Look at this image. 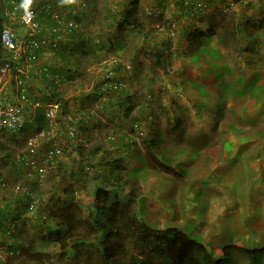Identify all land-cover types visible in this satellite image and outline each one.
<instances>
[{
  "label": "rangeland",
  "instance_id": "obj_1",
  "mask_svg": "<svg viewBox=\"0 0 264 264\" xmlns=\"http://www.w3.org/2000/svg\"><path fill=\"white\" fill-rule=\"evenodd\" d=\"M3 1L0 0V8ZM81 1L64 3L63 0H56L51 5L53 14L57 16L61 13H69L71 10L69 6H71L74 15L79 16L76 21L78 20L77 22L84 28L86 34L90 36L85 51L87 54L83 55L85 53L83 52L77 55L83 60L84 70L74 80H68L70 85L64 86L63 90L60 87L57 92L58 96L55 98L61 100H59L60 106L64 112H82L90 116L77 124L79 135L75 140L67 139L64 132L59 130L56 142L60 155L56 161L60 163V168L54 171H48L45 168L43 178L34 179L30 183L26 182L14 164L16 155L24 149L23 143H18L17 139L13 138H9L5 143L4 149L10 154L12 162L5 166L0 163V174L6 179L7 184H22L23 188H28L35 193V207L31 211L32 215L27 214L26 220L20 217V220L16 219L4 226L9 230L5 244H11L12 236H14L21 247H29L33 252L58 254L59 249L56 246L41 239V229L44 226L41 222L42 220L49 222L46 211L53 208V202L56 201L58 202L57 207L75 204L81 213L85 212L86 196L91 194L96 185L106 183L101 178L113 179L106 172L99 174L101 178L95 177L101 165L95 161L97 154L103 153L104 156L106 152L119 150L117 141L115 144H110L105 140V136L109 133L119 135L129 133L128 124L135 118H139L143 124L138 132L135 152L124 164L126 169L123 170L124 178L128 179L127 173L138 168L136 158L146 159L143 140L163 141L168 148L166 155L175 158V160H170L172 166H178L186 173L182 176L150 174L145 183L139 185L140 195L136 199V209H140L142 205V208L148 211L158 226L173 225L183 231H189V234L192 231L191 237L203 243L209 251H214L213 249L218 247H214L215 242L221 245L220 248L233 245L249 225V219L245 220L248 218L246 212H250L247 202L254 206L255 203L261 201L259 194L255 193L263 189L261 186L264 183V167H260L261 164L255 158L253 162L257 163L252 165L253 168L249 167L251 160L247 162L240 160V164L227 162V159H234L232 156L237 153H234L235 149L229 156L231 158L225 157L224 159L221 155L215 158L212 154L222 145L223 138L229 137L228 134L234 133L235 128L240 127L246 128L244 132L253 131L252 136L247 135L250 140H253V150L264 151V113H257L264 100V37L255 34L257 36L255 41L247 40L246 46L256 49L252 54L242 51L243 45L238 41L236 34L227 46L221 44L219 37L203 39V45L206 46L203 52L209 54L212 51L222 57L220 61H214L219 72L223 71L219 68V64H228L233 72L229 76H224L220 82L223 84L226 82L225 85L235 88L237 78L241 77V86H247L243 96L245 101L238 110L230 108L228 96L219 99L202 98L200 95L202 101H195V97L199 98L196 86L202 87L204 84H210L216 89L212 92L218 93L215 71L208 72L210 67L206 64V60L212 59L207 57V54L201 55L200 53V60L192 63L190 60L192 55L189 54L186 43H180L179 38L181 31L186 37L187 33L200 27V21L205 25L212 19L216 31H220V28L223 29L225 25L235 24L236 26L237 22L242 25L245 18L250 16L258 21L264 16V0H179L182 1L181 5L178 0H162L161 7H158L155 0H136L138 3L135 16L142 26L139 31L127 30L121 33L116 27L122 16L121 7L123 4L129 5L128 2L131 0H85L86 6L84 7ZM188 1H193L203 8L204 14L194 17L189 14L187 17L182 16L180 13L186 9ZM29 2L31 5L35 4L33 7L40 4L39 0H28ZM24 4L26 3L21 2V6ZM216 12L219 14L214 15ZM172 14H180L182 20L172 17ZM242 14L244 15L243 20L240 19ZM16 26L15 31L21 36L24 31L20 26ZM207 49L211 51L207 52ZM52 52L48 47L43 51V55H52ZM154 52H163L164 56L170 55L167 66L164 64L161 68L153 63ZM108 61H113L115 78L123 79L126 87L138 88L139 93L146 97L143 100L150 99L148 101L151 108L145 110L148 112L140 115L137 109L132 110L128 115L127 124L123 122L121 111H118L116 105L113 104L115 100L123 105V99H115L114 96L113 101L102 98L94 89L96 80L102 81V76L99 75L102 70L101 66ZM122 67L124 70H121ZM124 73L126 75H123ZM127 74L130 76L133 74L135 79L137 77L136 85L135 79L131 80ZM206 88L202 87V93L207 90ZM34 91L38 90L34 89ZM203 101L209 106L200 108ZM212 102L217 103L216 106H213ZM197 107L199 108L196 109ZM197 113L202 114L205 119H198ZM144 116L148 118L147 124L142 119ZM175 117L180 120L181 126L172 134H168V130L175 125ZM31 128L32 126L26 125L25 131ZM212 131H217L221 137H215V140L210 141L209 135ZM181 139L182 143H180ZM199 140L203 142H198ZM199 143L210 147H205V153L211 154V156L202 157L205 162L199 161L195 152L187 153L184 159L177 157L181 155V153L178 155L177 149H182L186 145L195 146ZM255 143H257L256 146ZM43 147L44 150L47 148L45 144ZM187 156H189V161H186ZM262 157L264 158V153ZM203 164L209 166L202 169ZM146 165L147 163L144 164L145 167ZM41 168L43 169L44 166L41 165ZM255 168L256 170H252ZM192 170H197L198 173L195 174ZM162 177L171 179L165 178L164 183ZM106 184V186L111 185ZM122 188L123 193H128L131 189L130 183L124 184ZM120 191L119 189L118 198L123 199L124 195ZM65 196H69V200H62ZM207 196L213 198L207 199ZM10 198L11 196L3 201L5 206L0 203L1 210L12 205L13 199ZM202 198H206L207 202H204ZM207 204L217 208L216 214L211 210L212 219L208 222L204 221L208 219L205 211ZM240 210L241 214H239ZM254 211L255 207H252L251 213ZM140 215L144 221L148 217L142 213ZM35 218L41 220L35 221ZM239 222H242L241 228L238 226ZM201 233H204L207 238L203 239ZM250 235L252 236L253 233ZM86 238H88L87 233ZM260 247L248 246L249 249ZM215 252L218 255V250ZM14 256L17 257L13 258L0 245V259H4L3 264H21L20 254ZM230 259L233 264H249L248 259L237 252L230 253ZM58 260L56 257L53 263L75 264L70 259L63 262Z\"/></svg>",
  "mask_w": 264,
  "mask_h": 264
},
{
  "label": "trees",
  "instance_id": "obj_2",
  "mask_svg": "<svg viewBox=\"0 0 264 264\" xmlns=\"http://www.w3.org/2000/svg\"><path fill=\"white\" fill-rule=\"evenodd\" d=\"M21 2L26 4L21 6ZM155 2L159 5L158 7H161L163 4L162 0H155ZM178 2L180 5L182 4V1L178 0ZM128 3L129 5H122V16L116 24L117 30L120 33L127 30L139 31L142 26L141 22L135 16L138 1L131 0ZM183 3L186 6L184 1ZM176 4L178 5V3ZM34 5V3L32 5L30 2L28 3V0L3 1V6L13 11L15 16L22 14V12L29 7L33 8ZM69 7L68 8L71 9L69 10V13L60 14L61 18L65 20L64 24L59 21H53L50 18V11L49 13H46L44 10L40 9L36 13L37 19L49 29V34H45V36L49 35L48 39L52 46H50V49L53 52L52 55H43L41 52L37 57L41 65L49 70V75L41 73H37L36 75L32 74L30 80L33 82V85L39 83L44 89L48 88L52 91L49 97L50 101L58 96L56 92L58 89L57 85H60L63 90V81L68 82V79L70 81L74 80L81 74L82 70H84L83 60L81 57H77V55L86 51L87 44L90 41V36H88L85 31L81 32L78 30L80 31L78 32L75 26L69 28L66 26V23L69 20L72 19L76 21V19H79V16L77 17L76 14L74 15L72 12L73 8L71 6ZM180 14L187 17L191 12L189 10L188 15L187 10L184 9ZM180 14H172L171 16L182 20ZM216 14L219 13L216 12L214 15ZM243 18L244 15L242 14L240 19L243 20ZM4 24H9L14 29L17 27L11 23V20L9 21L7 17L1 16L0 29ZM200 24V27L194 28L191 32L187 33L186 37L185 35H182L183 31L180 32L181 35L179 42L186 43L187 49H189V54L192 55L190 59L192 63L199 61V56L207 54L203 52L205 51L204 48H206V46L203 45L204 38L219 37L221 44L227 46L230 43V39L236 34L238 41L243 45L241 48L242 51H247L249 54H252L255 53L256 49L248 48L246 46L247 40L255 41L257 39L255 34L263 35L264 37V16L258 21H256L253 16L246 17L244 24L241 25L237 22L236 26L235 24L225 25L222 27L223 29L220 28V31H216V26L213 24L212 19H210L205 25L202 21H200ZM203 26L205 27L204 29L202 28ZM54 28L59 29L57 34L52 32ZM64 32H67L68 34L64 35ZM208 49L207 52L209 51ZM162 53L163 52H154L152 60L154 64L161 68L168 58H170V55L164 56ZM86 54L87 52L83 55ZM207 57L212 59L206 60V64L210 67L208 72H211L212 70L215 71V79L217 80L220 92L214 93L210 87H205L207 90L202 93V87L196 86L199 98L195 97V101H202L203 97L222 99L228 96L230 100V108L234 110L241 109V106L245 101V98L243 97L244 91L247 87L241 86L242 78H237L235 88L233 86L225 85L226 82L225 84H223V82L221 83L220 81L224 79V76L226 77L233 73L232 70L229 68L228 64H219V68L223 69L222 72H219L215 62L220 61L222 57L217 53L209 52ZM116 65H118V63H116ZM107 67L109 66H103V70L99 72V75L102 76V81L96 80L94 89L98 92V96L102 98L111 101H113V96L115 99H123V105L118 101H113V104L116 105L118 111H121V114H123V122L128 120V115L132 110L137 109L138 113L142 114V112L151 108L148 101L150 99L143 100V98L146 97L139 93L138 88L125 87L126 85L122 88H117L115 86L116 81L111 77L107 78L106 76L107 70H109ZM114 67L115 66L112 68ZM123 75H126V73ZM127 77L131 80L132 78L133 80L135 79L133 74L131 76L127 74ZM136 79L135 85L137 81ZM212 104L213 106H216L217 103L212 102ZM208 106L209 104L203 101L200 108H206ZM198 108L199 107L196 109ZM257 113H264V100L263 104L257 110ZM197 117H200L199 113H197ZM174 119L175 125L168 130V134H172L181 126L180 120L177 117ZM144 122L145 124L148 123L146 119H144ZM125 124H127V122ZM132 124H134V127ZM142 124V120L135 118V120L130 121L128 124L130 132L128 134H120L118 135V138H116V141L119 144L118 147L128 152L126 154L127 160L130 159V154L135 148L133 137L136 138L138 136ZM22 132L23 130L19 131L17 134H21ZM13 134L14 133H10V135ZM21 138L22 143H25L26 138L24 136H21ZM128 139L132 140L133 143H129ZM156 140L157 141L143 140L146 159L139 158L137 165L139 170L136 172H130L128 174L129 178L123 181V185L130 183L131 189L128 193H123V188H121L123 186L120 185L122 180L119 181V179L122 178L121 170H123L124 167L121 160H119L116 164L117 167H113V170L116 169L113 181L109 179V181L112 182V186L103 187L96 185L92 189L91 194L85 198L87 205L85 212L81 213L78 206L75 204H65L62 205V207H57L58 202H53V208L46 211L49 222L47 223L43 220L41 222L42 225L44 224L41 229V239L50 242L59 249L58 254H56L57 256L47 252H33L29 247H21V244H18L14 236H12L13 242L11 244H5V240H7L8 237L4 234L6 232V227L4 228V226L14 222L16 219L20 220V217L26 220V216L32 215L31 211L33 209H29V205L23 203L26 198L21 193L17 195L12 194V205L6 206L2 210L0 209V232L2 231V233H0V245L7 251V253L11 254L13 258L17 257L14 255L20 254L21 264H54L53 261L56 257H58V261L63 262L66 259L71 260L68 256L72 257V260L77 264H233L230 259V253L232 252L244 255L248 259L249 264H262L264 261V246L249 249L240 248L235 245H228L222 248V254L219 257H215L211 251L206 249L203 243L191 237L181 228L171 226L158 229L140 218L141 212L136 209V199L140 195L139 185L140 183H145L146 178L151 173L150 170H160L163 173L178 176H182L183 173H186L182 168L172 166L170 160H175V158L166 155L167 148L159 139ZM187 157L188 159H186V161H189V156ZM196 157L202 162L203 158L201 155H196ZM95 161L98 162V164H101L99 166L101 172H97V174H104L107 165H103L101 154H97ZM0 162H2L1 164L4 166L10 165L12 162L10 154L1 146ZM143 162L147 163L146 167ZM60 166L61 165L59 164L58 168H60ZM192 172L195 174L198 173L197 170H192ZM163 180L165 182V178ZM119 189L124 195L123 199L118 198ZM5 192L6 190L4 188L0 192V195ZM62 200L67 201L68 196H65ZM3 201L4 198L0 200V203L5 206ZM38 219L41 220L40 218H35V221ZM83 229L89 230L93 234V237L86 238ZM0 264H3L2 259H0Z\"/></svg>",
  "mask_w": 264,
  "mask_h": 264
},
{
  "label": "built area",
  "instance_id": "obj_3",
  "mask_svg": "<svg viewBox=\"0 0 264 264\" xmlns=\"http://www.w3.org/2000/svg\"><path fill=\"white\" fill-rule=\"evenodd\" d=\"M39 1L44 4L42 8L46 13L50 11V18L59 21L58 16L53 14L51 8V4L56 0ZM189 7L193 13H204V10L195 2H189ZM3 15L9 21L11 20L14 25L20 26L24 32L19 36L9 26H4L0 30V50L2 51L0 62V146L4 148L9 138H17V133L23 130L22 135L26 138L24 152L17 154L16 158L22 170L26 171L27 177H35L37 173V176L41 178L45 168H39L37 156L41 154L39 143L45 137V133L42 131L35 133L31 131L24 132L23 127L27 113L26 104H28L24 84L30 79L32 74H47L48 69L39 63L37 57L45 46L50 44L49 35L45 36V34H49V29L37 19V14L32 7L27 8L22 14L16 16L13 11L5 7ZM72 26L71 23L68 24V28ZM52 32L57 34L59 29L54 28ZM115 86L117 88L124 87L122 82H118ZM42 107L50 132L63 128L67 136L72 137L76 131L77 124L84 120L82 112H61L59 103L51 102L42 105ZM10 133L14 134L10 135ZM57 153V147L52 145L49 152L40 156L42 162L46 164V168H52L53 156ZM4 187L5 181L0 176V190ZM18 189L19 187L15 186V190Z\"/></svg>",
  "mask_w": 264,
  "mask_h": 264
},
{
  "label": "clouds",
  "instance_id": "obj_4",
  "mask_svg": "<svg viewBox=\"0 0 264 264\" xmlns=\"http://www.w3.org/2000/svg\"><path fill=\"white\" fill-rule=\"evenodd\" d=\"M40 2V1H39ZM63 2L64 3H75L76 2V0H63ZM191 2V1H190ZM193 2V1H192ZM81 3H82V5H83V7L84 6H86V2H85V0H82L81 1ZM2 6H3V4H1ZM44 4L42 3V2H40V4L37 6V7H33L32 9L37 13L40 9H42L43 10V8H42V6H43ZM52 5V4H51ZM90 5V4H89ZM187 6L188 7H186V10H187V12H188V14H189V10H190V12H191V16H199V15H203L204 13H202V14H197V13H193L192 11H191V9H190V7H189V1L187 2ZM4 6H3V8L1 7L0 8V17L1 16H3V17H5L4 15H3V10H4ZM203 9V8H202ZM204 10V9H203ZM58 18H59V21L60 22H62L63 24L65 23V20L64 19H62L61 18V15L59 14L58 15ZM53 21H55V22H57V20H55V19H52ZM69 23H71L73 26H75L76 27V30L78 31V30H80L81 32H83V31H85L84 30V28L82 27V26H80V23H78L77 21H74V20H69L67 23H66V26H68V24ZM4 26H9L10 28H13V27H11L9 24L7 25V24H4L2 27H4ZM1 27V28H2ZM14 29V28H13ZM1 30V29H0ZM15 30V29H14ZM80 31H78V32H80ZM68 33L67 32H65V34L64 35H67ZM63 35V36H64ZM59 38H61V37H59ZM62 40H63V38H62ZM50 46H51V44H48L47 45V48L45 47L43 50H42V54H43V51L44 50H47L48 49V47H49V50H51L50 49ZM52 47V46H51ZM0 53H1V56H0V62H1V58H2V51L0 50ZM78 55H80V54H78ZM166 56V55H165ZM78 57V56H77ZM81 57V56H80ZM40 63V62H39ZM167 63H168V61H166L164 64H165V66H167ZM41 64V63H40ZM109 66V67H107V68H109V70H107V73H106V76H107V78L108 77H111L114 81H116V83H118V82H122L123 83V85H126V82H124V80L123 79H117V78H115L114 77V71H113V69L115 68H112L114 65H113V61H108V62H106L105 64H103L101 67H103V66ZM163 67H164V65H163ZM162 67V68H163ZM102 70H103V68H102ZM121 70H124V68L122 67L121 68ZM47 75H49V70L47 71ZM69 80V79H68ZM36 82H37V80H36ZM35 82V83H36ZM39 82V81H38ZM41 82V81H40ZM33 82L29 79L25 84H24V87H25V91H26V96H27V101H28V104H26V106H27V110H26V122H25V124H24V132H27V131H25V126L26 125H29V126H32V128L31 129H29L28 131H31V132H38V131H42V132H44L45 133V137L43 138V140L39 143V151H40V153L41 154H39V156H37V159H38V165H39V168L40 169H42L41 168V165H43L44 166V168H46L45 166H46V164L45 163H43L42 162V160H41V155L43 154V153H47V152H49L50 151V149H51V146L52 145H55L56 147H57V150H58V153L56 154V155H54L53 156V164H52V168H46V170H48V171H54L55 169H58V165L60 164L59 162H57L56 161V158L57 157H59V155H60V151H59V148H58V143L56 142L57 140H56V138L58 137V135H59V130H62L63 132H64V134L66 135V137H67V139H73V140H75V139H77V137H78V135H79V131H77V128H76V131H75V133H74V135L72 136V137H69V136H67V134L65 133V131H64V129L63 128H58V129H56L55 131H52V132H50V129H49V127H48V123H47V120L45 119V117H44V110H43V107H42V105H44V104H47V103H59L60 104V99H53L52 101H50V93L52 92L50 89H48V88H45L44 89V87H42V85H40L39 83H37V84H35V85H33L32 84ZM115 83V84H116ZM30 84V85H29ZM67 85H70L67 81H63L62 82V86L64 87V86H67ZM58 86V89H57V91L56 92H58L59 90H60V85H57ZM126 87V86H125ZM34 89H37L38 91H34ZM30 90V91H29ZM44 91V92H43ZM55 91H53V92H55ZM60 100V101H59ZM36 103L38 104L37 106H36ZM150 111V110H149ZM61 112H63V113H67V112H70V111H67V112H64L63 110H62V108H61ZM146 112H148V111H144V112H142V114L144 115V113H146ZM141 115V114H140ZM140 115H138L137 114V116H140ZM90 116V115H89ZM89 116H86V115H84L83 114V117H84V120L86 119V118H89ZM92 117V116H91ZM149 118H151V117H149ZM137 119H139V118H137ZM143 120L144 119H146V121L148 122V118L147 117H145L144 116V118H142ZM83 120V121H84ZM82 121V122H83ZM133 125V127H134V124H132ZM128 129V132H130V128H127ZM33 133V134H34ZM126 134H128V133H126ZM118 135L119 134H113V133H109V134H107L106 136H105V140H107L108 142H110V144H115L116 143V138H118ZM21 136H23L22 135V133L19 135L18 134V136H17V138H13V139H17V141H18V143H22V141H19L20 140V138H21ZM159 137V136H158ZM19 138V139H18ZM133 139H134V143H137L136 142V139L138 140V136L135 138V137H133ZM22 140V139H21ZM129 140V139H128ZM160 142H162L163 144H164V146L166 145L163 141H160ZM129 143H133V141L132 140H129ZM44 144H45V146H47V148L44 150ZM118 144V143H117ZM23 145H25V143H23ZM119 145V144H118ZM135 148H136V144H135ZM135 148L133 149V151L131 152V154H130V156L135 152ZM24 152V150L23 151H21V153H23ZM128 152H126L125 150H123V149H121L120 147H119V150L117 151V152H106L105 154H104V156H103V153H100L101 154V157H103L104 159H103V165L105 164V165H107L106 166V173H109L110 174V176H112L113 178H114V176H115V174H116V169L115 170H113V167L114 166H116V164H117V161H119V160H121V163H122V165H123V167H124V169L123 170H126L125 169V166H124V164L126 163V162H128L129 160H127V158H126V154H127ZM178 158H180V159H182L183 157L182 156H177ZM140 158V157H139ZM139 158H136V160H138ZM142 159V158H141ZM145 160V159H144ZM0 163H2V162H0ZM14 164L17 166V170H18V172L22 175V177L26 180V182H31V181H33L34 179H37V178H39L38 176H37V173L35 174V177H32V176H30V177H27L26 176V171H23L22 170V168H21V165H20V163L18 162V160H17V158L15 157V159H14ZM143 164H145V162H143ZM117 167V166H116ZM139 168V167H138ZM135 169L134 171H132V172H136L137 170H139V169ZM113 170V172L111 173V171ZM123 170H121V173H122V178H120L119 179V181L120 180H122L121 182H120V185L121 186H123V181L124 180H126V178H124L125 177V173L123 172ZM101 171V169H99V171H97V172H100ZM150 174H153V173H155L156 175H162V174H168V173H163V172H158L157 170L156 171H154L153 169L152 170H150ZM34 173V172H33ZM130 172H128L127 173V176H128V174H129ZM0 176H2L1 174H0ZM43 176H44V172L42 173V177L41 178H39V179H42L43 178ZM3 177V176H2ZM96 178L98 177V178H101L99 175L97 176V174H96V176H95ZM163 178V177H162ZM164 178H168V177H164ZM163 178V179H164ZM4 179V178H3ZM102 179V181L103 182H106V183H110V184H112V182L111 181H113V179H111V181H109V179L110 178H101ZM169 179H171V178H169ZM4 181H5V190H6V192L5 193H3L2 195H0V200H2V198H4V201L6 200V199H8L11 195H12V192L15 194V195H17V194H22V195H24L25 196V198L26 199H24V201H23V203L24 204H28L29 206V209H34V207H35V193L34 192H31V190L30 189H28V188H23V186H22V184H7V182H6V179H4ZM103 182H101V183H103ZM106 183H104V184H99L98 186H105V187H110V186H112V185H110V186H106L107 184ZM15 186H18L19 187V189L18 190H15ZM103 186V187H104ZM3 188V189H4ZM11 188V189H10ZM122 188V187H121ZM3 189H1L0 190V192L3 190ZM7 191H10V193H7ZM69 197V196H68ZM11 199V198H10ZM68 200H69V198H68ZM138 210H140V212L142 213V214H145V215H147L148 217H147V219H145V222L146 223H148L149 225L150 224H153V225H151V226H153V227H156V228H158V229H161V228H165V227H167V226H158L157 224H156V221L152 218V216H150V214L148 213V211H146V210H144L143 208H142V205H141V208L140 209H138L137 208V211ZM141 216V215H140ZM141 219H143L142 217H140ZM171 226H173V225H171ZM170 226V227H171ZM175 227V226H174ZM179 228V227H178ZM83 232H84V234L86 235V233L88 234V238H92L93 237V234L89 231V230H84L83 229ZM184 232H186V231H184ZM9 233V230H7V227H6V232L4 233L5 235H7ZM186 233H188L189 234V231L188 232H186ZM90 235H92V237H90ZM190 235V234H189ZM207 249V248H206ZM208 250V249H207ZM212 253H213V255L215 256V257H219L221 254H222V249H220L219 250V253H218V255H216L217 253H215V251H211ZM69 258H71V260H72V257H70V256H68ZM2 259V261H4V259L3 258H1ZM74 261V260H73ZM75 262V261H74ZM75 264H77L76 262H75Z\"/></svg>",
  "mask_w": 264,
  "mask_h": 264
},
{
  "label": "crops",
  "instance_id": "obj_5",
  "mask_svg": "<svg viewBox=\"0 0 264 264\" xmlns=\"http://www.w3.org/2000/svg\"><path fill=\"white\" fill-rule=\"evenodd\" d=\"M246 45H247V43H246ZM209 51H211V50H209ZM202 87H208V88L210 87L212 91L216 90L214 88V86H212L210 84H204ZM217 92H220V90L218 89ZM197 118L198 119H201V118L205 119V118H203L202 114L200 115V117H197ZM194 128H195V126H194ZM202 131L204 132V130H202ZM244 131H246V128H242V127H240L239 129L235 128L234 133L232 132V133L228 134L229 137L226 136L225 138H223L224 141H223L222 145H220L221 148L218 145H216L219 148L217 150H215V152H213L212 156L215 155V158H217V156L221 155L225 159V157H229L231 155L232 150L235 149L234 153L235 152H237V153L234 156H232L234 159L233 160L227 159V162H233L234 164H240L239 163L240 160H245L246 162L251 160L249 167L253 168L252 165L253 164L255 165L257 163L256 161H258L259 164H261L260 167L263 168L264 167V158L262 156H263L264 151H262L263 152L262 153L260 151L258 152L257 150H253L254 149V147L252 146L253 140H250V138L247 137L248 134H250V136H252L253 131H249V132H244ZM209 137H210V141H213L216 139L215 137H221V136L217 131H212V133L209 135ZM226 140H228V141H226ZM201 141L202 140H199L198 142H201ZM180 143H182V139H181ZM256 145H257V143H255V146ZM165 147L167 148L166 145H165ZM205 147H208V145H205L202 143H199L195 146L186 145L182 149H177V151H179L177 153H178V155H179V153H181V155H179V156H182L183 159L185 158L186 154L189 152H195V154L197 156L201 155V157L211 156L210 153H207V154L205 153V149H206ZM208 148H210V147H208ZM167 150H168V148H167ZM256 157H258V158L256 159ZM229 158H231V157H229ZM254 158L256 160L255 162H253ZM259 158H262L263 160L260 159L261 160L260 161ZM203 159H202V162H205V161H203ZM207 166H209V165H207V164L201 165L202 169L207 168ZM252 170H256V168L252 169ZM259 171H260V169H259ZM162 182H164L163 178H162ZM261 187H263V189L257 190L255 193V194H259V196L261 197V201L255 203L254 206H252L251 203L247 202L249 209H250V212H246L248 218H245V220L249 219V225L246 227V229L248 231L246 229L244 231H242V233L240 234V238L233 244L237 247L248 248V246H256V245L261 246V247L264 246V215H262V213H264V183L262 184ZM206 198L212 199L213 197L207 196ZM206 198H202V200L204 202H207ZM252 207H255V211L253 213H251ZM257 207H259V208H257ZM211 210H213V213L216 214L217 208L213 205L207 204V207H205V211H206L208 219H206L204 221L208 222L209 220L212 219L211 215H210ZM239 214H241V210L239 211ZM238 226L241 228L242 222H239ZM206 227H208V226H206ZM206 227H204V229ZM189 230H191V228H189ZM249 232L253 233V235L251 236ZM207 234L209 235V233H207ZM254 234H258V235L255 236ZM192 235L193 234L191 231L190 236H192ZM201 235H202L203 239L207 238L206 235H204V233H201ZM199 237H201V236H199ZM214 244H215L214 247H216V246H218V247L214 248L213 250L214 251L218 250V252H219V250L222 249V248H220L221 245L219 246V243H217V242H215ZM215 253H217V252H215Z\"/></svg>",
  "mask_w": 264,
  "mask_h": 264
}]
</instances>
